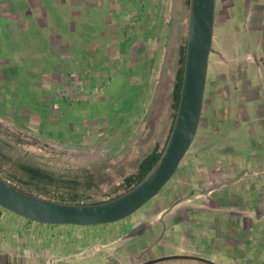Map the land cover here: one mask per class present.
<instances>
[{
    "label": "rangeland",
    "instance_id": "obj_1",
    "mask_svg": "<svg viewBox=\"0 0 264 264\" xmlns=\"http://www.w3.org/2000/svg\"><path fill=\"white\" fill-rule=\"evenodd\" d=\"M186 1L0 0V124L25 140L27 149L46 162L58 168L89 172L96 185L92 199H107L111 186L135 172L140 160L156 145L164 146L167 140L173 121L172 92L179 49L187 39ZM219 2L207 83V111L182 167L166 189L144 206L147 209L168 197L171 190L176 199L190 194L191 198L199 196L197 190L183 187L182 180L188 175L202 174L206 161L203 156H208L210 146H232V137L239 141V155H251L255 153L253 144L259 140L258 132H264V123L257 130L253 122L260 112L264 113V66L260 68L248 57L253 56L254 50L264 57V22L260 20L261 30L252 23L240 25L243 20L238 21L233 13L228 16L232 19L225 21ZM238 11L239 8L235 10ZM240 12L245 16L244 11ZM236 19L241 32L237 38L233 33ZM135 25L138 32H143H136L134 39H145V43L138 45L140 51L146 50L141 55L149 64L150 73L142 101L138 85L142 84L143 66L128 64L115 68L128 45L127 27ZM234 41L247 44V52L239 55ZM221 52L224 57L219 56ZM161 58L163 67L154 72L152 59H159L160 63ZM236 69L247 70L252 88L260 89L262 101L256 99L245 105L251 111L250 117L251 113L256 116L249 125L241 128L239 123L222 137L225 114L220 116V108H228L232 116L236 111ZM222 72L229 76L228 107L219 88ZM213 106L217 111L212 113V125L206 117L211 115L209 107ZM139 211L125 220L102 226H29L28 220L0 207V264H141L142 260H151L149 251L140 253L124 246L136 241L128 237ZM191 216L208 223L201 229H205L202 241H185L188 246L195 242L199 250L211 255L204 258L219 264H264V231L261 232L260 224L255 225L260 234L253 245L245 247L242 257H234L235 244H227L223 227L228 228L230 223L235 226L236 219L228 223L230 219L225 215L207 212H193ZM174 233L184 236L178 228ZM183 243L181 237L162 240L153 253L172 256L176 254L174 247ZM230 257L232 261L227 262ZM166 262L205 264L191 260Z\"/></svg>",
    "mask_w": 264,
    "mask_h": 264
},
{
    "label": "water",
    "instance_id": "obj_2",
    "mask_svg": "<svg viewBox=\"0 0 264 264\" xmlns=\"http://www.w3.org/2000/svg\"><path fill=\"white\" fill-rule=\"evenodd\" d=\"M217 3L218 0L189 2L186 56L179 107L159 161L140 183L106 202L71 204L30 194L0 176V207L34 223L92 227L125 220L156 198L173 180L198 136L215 39ZM167 260L219 264L208 258L183 255L163 257L142 264H157Z\"/></svg>",
    "mask_w": 264,
    "mask_h": 264
},
{
    "label": "flooded vegetation",
    "instance_id": "obj_3",
    "mask_svg": "<svg viewBox=\"0 0 264 264\" xmlns=\"http://www.w3.org/2000/svg\"><path fill=\"white\" fill-rule=\"evenodd\" d=\"M241 2L243 4H241ZM250 3H251V0H220L219 2V4H221L223 8L221 9L222 13L224 16H226L225 21H228L230 18V17L228 18V16L229 15L231 16L232 15L231 13H233L235 14L234 15L235 17L237 16L236 18L238 19V21L243 20L240 23V25L247 24L246 26H248L250 23H252L255 29L261 30L259 28L260 26H262V23L264 22V5L254 7L252 9L250 6ZM237 8H239V11L235 12ZM241 10L245 12V16H243V13L241 14L240 12ZM228 11L230 12L229 14H228ZM260 20H262L263 22ZM238 21H237V24L234 23L235 30L233 31V33H235L237 37L240 36V33H241V32H238V29H239ZM239 45H240V51L238 50L237 53H239V55H241L242 53H246L247 44L244 45L242 44V42H240ZM213 53H214V50L212 51V54ZM219 56L224 57L223 52H221ZM250 61L253 64L260 63L264 66V57L261 56V58H258V54L256 53L255 50H254V54L251 57ZM220 76H221V79L219 83L220 85L219 88L221 89L222 100L225 101V106L228 107L229 96L231 95V90L229 88L228 82H226V79H228L229 76L227 72L220 73ZM234 81L236 82V88L233 94L235 97V103H236L235 112L242 114L241 111L245 110L244 109L246 108L245 105L256 100L258 93H257V89L252 88L253 82L251 80V77L248 76L247 70L243 71L241 69H236ZM206 101L207 99L205 98L204 112L207 111ZM241 101L245 102L244 107L240 104ZM213 108L214 106L209 107L210 110L209 109L208 110L211 112V115L206 117L207 123L211 119L212 125L214 123V118H215V116L212 113L217 111L216 109L213 110ZM226 109L227 108L225 107L220 108V111H219L220 116L225 114ZM224 116H225L224 118L227 117L228 125L231 122L234 124L233 126L235 127L236 126L235 123H238V118L228 117L226 114ZM245 119L246 120L244 121L248 125L252 121L249 113L246 114ZM263 130H264V127H263ZM262 157L264 159V151L262 153ZM209 168L213 170V169H217L218 167L217 165L216 166L212 165V167H209L208 165H206V163L202 164V167H201L202 171L204 169L205 172H208ZM246 172L247 171L245 170L244 173L246 174ZM246 186L247 185L245 184L243 188L244 193H246V189H247ZM179 188L182 189V186H180ZM188 188H192L191 190H197L200 193L199 195H201L202 192H204L203 187H201V185L199 184L196 187L191 185ZM165 189L166 188H164V190ZM248 194L250 195V198H249L250 201H248V199H245L244 201V205H245L244 208L246 210L238 211L237 215L235 216L236 217V222L234 226V228L236 229L235 243L239 247L240 251L242 250V253H244L245 247H250L251 241L256 240L257 231L254 233V230L258 228L255 227V225H257L255 221L256 219L261 218V216L264 215V181H261L260 183H257V180L248 181ZM189 196L191 197V194ZM178 200H181V201L178 202ZM185 200L186 199H183V198L176 199L174 192H172L171 190V194L168 195V197H165L163 200L157 201L152 209L150 208L147 209L146 207L140 209L139 215H138L139 216L138 221L131 223L132 227H131V230L129 232V237H128L129 239H134L136 241L135 243L134 241H131V243L129 244H126V245L124 244L125 248L127 249L131 248L133 250L137 249V251L139 250L140 253L149 251L148 254L150 255H148V257L150 258L152 257L151 260H154V259H159L163 257H168L167 254L164 252L156 253V254L153 253V251L156 248H158L159 243L162 240L171 241V239L173 238L181 237L184 243L180 244V246L182 247L183 250H186V251L185 252L175 251L176 253L175 255L192 256V257H211V255L207 254L206 252L199 250L200 246L195 245L196 241H202L203 237H201V235L202 234L204 235L205 229L204 230H201V229H203V227L205 228V226L208 225L205 219L196 220L195 218H192L191 216L193 212H200V213L207 212V211L205 212V210H203L202 208L203 207L202 199H200L201 208L199 209H194L193 207H189V206H179L180 203H184ZM249 202L251 204V207L247 205L249 204ZM248 210L255 213L254 219H252V217L248 215ZM169 225L172 231L170 233L168 229L165 230V228L169 227ZM260 225L263 229L264 225L263 224H260ZM68 226H71V225H68ZM175 228L183 230L184 236H182V234L180 233H174ZM263 231L264 229L261 232ZM188 239H191V241H195V240L196 241L191 242L188 246V244L185 243V241L187 242ZM180 246H177V247H180ZM173 250H175V247ZM138 255L141 256L142 254H138ZM175 255H172V256H175ZM147 261H150V260L148 259L142 260L141 264ZM167 261H170V260H167ZM174 261H177V260H174ZM157 264H169V262L163 261Z\"/></svg>",
    "mask_w": 264,
    "mask_h": 264
},
{
    "label": "crops",
    "instance_id": "obj_4",
    "mask_svg": "<svg viewBox=\"0 0 264 264\" xmlns=\"http://www.w3.org/2000/svg\"><path fill=\"white\" fill-rule=\"evenodd\" d=\"M263 2L264 1H262V0H251L250 6L253 9L254 7H258V6L263 5L264 4ZM127 28L130 30L128 40H127L128 45H127V48L125 49L124 53L119 56L120 59H118L117 62H115L116 63L115 68H118L119 66L120 67H124V66L126 67L128 64H132V65L136 64V66H143V69L140 70V76L143 77L142 78V84L138 85L140 88V101H142V96L145 97L146 92H147V90L145 88V83L147 80V76L150 73H148V71H147V69H149V67H148L149 64L147 65V61L144 60L143 56L141 55V54H145L146 50L140 51L138 44L145 43V39L142 40V38L140 39V37H139V40L134 39V38H136V36L139 32H140V34L143 33L142 31L138 32V30L136 29V25L132 26V27L128 26ZM136 32H138V33H136ZM256 32H258V31H256ZM236 38H237V36H236ZM234 44L236 46V49L239 50L240 49L239 43L234 41ZM248 57L250 58L252 56L248 55ZM258 58H261L260 54L258 55ZM162 59L163 58L160 59V63L158 61L159 59H156V60L152 59V67L151 68H154V72L157 71V69H160L161 67H163L162 66L163 65ZM258 66L260 68H263V65L260 63H258ZM130 69H131V67H130ZM114 70H116V72H117L118 69H114ZM144 79H145V81H144ZM258 92H260V89L257 88V93ZM259 94L260 93H258V96L256 99H257V101L258 100L262 101V100H260ZM144 97H143V99H144ZM145 101H146V98H145ZM234 104H236V103H234ZM240 104L244 107L245 102L241 101ZM227 109L225 110V114L228 117L238 118V123H235V125H236L235 127H238L239 123L242 124L241 128H243V126H246V122L244 121V120H246L245 116H246V114L250 113L251 111H248V110H246V108H244L245 110H242L244 113L242 111H241L242 114L235 112V115L232 116V113H230L231 111L227 110ZM251 114H252L251 119L254 120V118L256 116H253V113H251ZM253 122L256 123L257 130H261L260 127H261L262 123H264V113L260 112L259 115H257V120H255ZM232 127H234V126H229L227 124V117H226L225 121H224V126L222 128V137H224V135L226 133H230L232 130L231 129ZM258 136H259V140L256 141L255 144H253V148H254L255 153L252 152L251 155H247V156L241 155V154L239 155V152H241V147H239V145H238L239 141L235 140V138H232V137H230L231 138L230 142L233 143L232 146H229V147H223V145L210 146L208 156H207V154H205V156H203V159L206 160L205 163L209 167H212V165H215V166L217 165L218 168L213 169V170H211L209 168L208 172H205V170H203L201 175H198V173H195L194 175H192V177L190 175H188L189 178L187 177L186 180L183 179L182 180V183H184V185H182L183 187L188 186L187 184H190L189 186L192 185V186L196 187L199 184V185H201V187H203L204 192H202L201 195L196 196V198H191L193 196H191V197L188 196L187 198H185L186 199L185 202L180 203L179 206H189V207H193L194 209H199V208H201L200 201H199V203H196V200L202 199V202H203L202 208H203V210H205V212L207 211L208 213H213V214H216L218 216L219 215L220 216L225 215L226 219H230L228 221V223H230L232 219H236L235 216L237 215L238 211H240V210L245 211L246 210L244 208L245 207V205H244L245 199H248V201H250L249 196H248V181L257 180V183L264 181V159L262 157V153L264 151V144H263L264 143V137H263L264 132H261V131L258 132ZM236 149H239L238 152L235 151ZM181 167H182V165L180 166V168ZM245 170L247 171L246 174L244 173ZM245 184L247 185L246 186L247 187L246 193L243 192V188H244ZM247 205L249 207H251L250 202ZM249 210H248V215L250 217H252V219H254L255 213H253L252 211H249ZM263 219H264V215L261 216V220L257 219L256 220L257 222H255V223L257 225L258 224H264V221H262ZM17 223H20L23 225V222H21L19 220L17 221ZM32 224L36 225V223L33 222V223H30L29 226H32ZM23 226H25V225H23ZM167 229H168L169 233L172 232L170 225H169V227L165 228V230H167ZM223 230H224V235H225L224 239H226L225 241L228 240L227 244H229V246L232 245V243L235 244L234 245L235 250H233V252H234L233 256L234 257H242V255H241L242 250L240 251L239 247L235 243L236 229L234 228V226H232V224L230 223L228 225V228L225 229L223 227ZM254 232H256V231L254 230ZM257 234H259V232H257ZM255 241H251L250 246L253 245V243ZM175 251L176 252H185L186 250H183L181 246L180 247L175 246ZM221 256L226 257L222 253H221ZM226 261L227 262L232 261V258L230 257Z\"/></svg>",
    "mask_w": 264,
    "mask_h": 264
},
{
    "label": "trees",
    "instance_id": "obj_5",
    "mask_svg": "<svg viewBox=\"0 0 264 264\" xmlns=\"http://www.w3.org/2000/svg\"><path fill=\"white\" fill-rule=\"evenodd\" d=\"M186 2L189 6L190 0ZM185 56L186 41L179 49L178 69L172 92L173 121L167 140L179 107ZM27 144L20 136L0 124V176L30 194L71 204L102 203L119 197L145 178L159 161L165 147L156 145L140 160L135 172L126 176L120 184L110 187L106 194L107 199L95 201L91 197L96 187L93 175L85 170L58 168L46 162L39 154L28 150Z\"/></svg>",
    "mask_w": 264,
    "mask_h": 264
}]
</instances>
